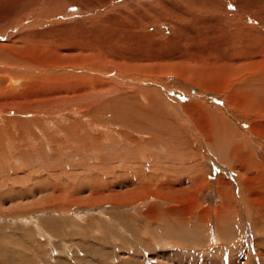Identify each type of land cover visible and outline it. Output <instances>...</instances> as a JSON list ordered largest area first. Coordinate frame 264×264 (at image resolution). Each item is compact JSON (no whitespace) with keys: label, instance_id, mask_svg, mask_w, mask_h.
Returning a JSON list of instances; mask_svg holds the SVG:
<instances>
[{"label":"rangeland","instance_id":"obj_1","mask_svg":"<svg viewBox=\"0 0 264 264\" xmlns=\"http://www.w3.org/2000/svg\"><path fill=\"white\" fill-rule=\"evenodd\" d=\"M27 1L0 0V264H264V0Z\"/></svg>","mask_w":264,"mask_h":264},{"label":"bare ground","instance_id":"obj_2","mask_svg":"<svg viewBox=\"0 0 264 264\" xmlns=\"http://www.w3.org/2000/svg\"><path fill=\"white\" fill-rule=\"evenodd\" d=\"M39 1V0H38ZM46 0H41V2H45ZM248 1V0H247ZM251 0H249V2H250ZM27 2H29V0L27 1ZM64 2V1H63ZM160 2V1H159ZM104 3H105V1H104ZM167 3H169V2H167ZM204 3V2H203ZM207 3V2H206ZM252 3V2H251ZM30 4V3H29ZM55 4V3H54ZM163 4V3H162ZM208 4V3H207ZM210 4V3H209ZM208 4V5H209ZM216 4V3H215ZM41 5V4H40ZM112 5V4H111ZM165 5H166V3H165ZM169 5V4H168ZM30 6V5H29ZM49 6H51V4H50V2H49ZM65 6V5H64ZM187 6V5H186ZM216 7V5H213V7ZM218 6V5H217ZM251 6V5H250ZM258 6V5H257ZM67 7V6H66ZM109 7V6H108ZM206 7V6H205ZM40 8V7H39ZM43 8V7H42ZM48 8V7H47ZM68 8V7H67ZM201 8V7H200ZM216 8H218V7H216ZM258 8V7H257ZM13 9V8H12ZM69 9V8H68ZM67 9V10H68ZM210 9V8H209ZM41 10V9H40ZM58 10V9H57ZM61 10V9H60ZM65 10V9H64ZM153 10V9H152ZM159 10V9H158ZM169 10H171V9H169ZM207 10H208V8H207ZM256 10V9H255ZM259 10V9H258ZM14 11V10H13ZM130 11V10H129ZM154 11V10H153ZM162 11V10H161ZM174 11V10H173ZM218 11V10H217ZM257 11V10H256ZM41 12V11H40ZM44 12V11H43ZM121 12V11H120ZM125 12V11H124ZM124 12H121V13H123L124 14ZM220 12H222L221 11V9H220ZM245 12V11H244ZM254 12V11H253ZM2 13V12H1ZM59 13V12H58ZM71 13V12H70ZM147 13V12H146ZM165 13V12H164ZM169 13V12H168ZM168 13H166V14H168ZM170 13H171V11H170ZM173 13V12H172ZM249 13V12H248ZM256 13V12H255ZM16 14V13H15ZM36 14V13H35ZM62 14L63 15H65V14H67V13H65V11H63L62 12ZM106 14V13H105ZM129 14V13H128ZM151 14V13H150ZM235 14V13H234ZM247 14V13H246ZM260 14V13H259ZM55 15H59V16H61L60 14H55ZM126 15V14H125ZM155 15V14H154ZM264 15V14H263ZM262 15V16H263ZM112 16V15H111ZM139 16V15H138ZM181 16H183V15H181ZM180 16V17H181ZM258 16H260V15H258ZM154 17V16H153ZM157 17V16H156ZM3 18H5V19H7V16L6 15H4L3 16ZM122 18V17H121ZM158 18V17H157ZM165 18V17H164ZM37 19V18H36ZM41 19V18H40ZM115 19V18H114ZM131 19V18H130ZM130 19H128V20H130ZM133 19V18H132ZM161 19H163V18H161ZM178 19H179V17H178ZM229 19H230V17H229ZM254 19V18H253ZM13 20V19H12ZM45 20V19H44ZM61 20V19H60ZM147 20H149L148 18H147ZM183 20H184V17H183ZM256 20V19H255ZM39 21V20H38ZM63 21V20H62ZM122 21V20H121ZM131 21V20H130ZM133 21V20H132ZM143 21V20H142ZM141 21V22H142ZM180 21V20H179ZM179 21L177 22L178 24H179ZM232 21V20H231ZM243 21V20H242ZM58 22V21H57ZM115 22V23H114ZM113 22V27H118V26H121V27H123L124 28V23H120V21L119 22H117V23H119V24H117L116 23V21H114ZM184 22H185V20H184ZM189 22V21H188ZM234 22V21H233ZM258 22V21H257ZM98 23H101L100 21L98 22ZM103 23V22H102ZM185 23H187V22H185ZM237 23V22H236ZM241 23H243V22H241ZM66 24V23H65ZM69 24V23H68ZM105 24V23H104ZM133 24V23H132ZM141 24V23H140ZM143 24V23H142ZM182 24V23H181ZM184 24V23H183ZM16 24H13V26H12V28L9 26V25H7V26H3V25H1L2 27L0 28V37H6V40L5 41H1L0 40V60L2 59V58H4V55L6 54V52H7V50L9 49V48H13V44H11V40H12V38H11V36H13V29H15V31H16V26H15ZM64 25V24H63ZM134 25V24H133ZM146 25H148V24H146ZM243 25V24H242ZM101 26V25H100ZM128 26V25H127ZM134 26H136V25H134ZM182 26V25H181ZM61 27V26H60ZM63 27V26H62ZM70 27V26H69ZM103 27V26H102ZM105 27V26H104ZM104 27H103V29H104ZM235 27V26H234ZM73 28V27H72ZM99 28H101V27H99ZM9 29H11L10 30V32H9ZM53 29H55V28H53ZM66 29H68V28H66ZM103 29H101V30H103ZM110 29V28H109ZM117 29V28H116ZM234 29V28H233ZM238 29V28H237ZM236 29V30H237ZM69 30H70V28H69ZM111 31V30H110ZM186 31V30H185ZM212 31V30H211ZM50 32V31H49ZM63 32V31H62ZM61 32V33H62ZM187 32V31H186ZM233 32V31H232ZM245 32V31H244ZM125 33H126V35H131V34H134L133 33V30H130V29H126L125 30ZM46 34V33H45ZM142 34V33H141ZM234 34V33H233ZM28 35V34H27ZM39 35V34H38ZM68 35V34H67ZM66 35V36H67ZM104 35H106L105 33H104ZM115 35V34H114ZM109 36H110V34H109ZM118 36V35H117ZM206 36V35H205ZM225 36V35H224ZM106 37V36H105ZM34 38V37H33ZM44 38V37H43ZM67 38V37H66ZM69 38V37H68ZM117 38V37H116ZM116 38H114V39H116ZM26 39H27V37H26ZM133 39H134V37H133ZM140 39V38H139ZM24 40V39H23ZM132 40V39H131ZM51 41V40H50ZM58 41V40H57ZM67 41V40H66ZM103 41H104V38H103ZM109 41V40H108ZM135 41V40H134ZM21 42V41H20ZM120 42V41H119ZM128 43V42H127ZM108 44H112L110 41H109V43ZM117 44V43H116ZM130 44H132V43H130ZM67 46V45H66ZM70 46V45H69ZM112 46V45H111ZM71 47V46H70ZM69 47V48H70ZM73 48V47H72ZM113 49H114V47H113ZM236 50V49H235ZM48 51H50V50H47V52ZM70 51V50H69ZM68 51V52H69ZM71 52V51H70ZM234 52V51H233ZM45 54H47L46 52H45ZM74 54V53H73ZM235 54V53H234ZM133 55V54H132ZM56 56V55H55ZM74 55H72V57H73ZM88 58V57H87ZM131 58V57H130ZM134 57L132 56V58H131V60H134L133 59ZM7 59V58H6ZM74 59V58H73ZM85 59H86V57H85ZM112 59V58H111ZM138 59H140V58H138ZM137 59V60H138ZM136 60V61H137ZM143 60H145L144 58H143ZM11 61V60H10ZM140 61H141V59H140ZM102 62H103V60H102ZM1 63V62H0ZM104 63V62H103ZM111 63V62H110ZM114 63H116V62H114ZM140 63V62H139ZM4 64V63H3ZM22 64V63H21ZM109 64V63H108ZM145 64V63H144ZM149 64V63H148ZM24 65V64H23ZM23 65L21 66L20 64H18V63H16L15 61L12 63V64H10V66L11 67H13L15 70H16V72H23V73H25L26 74V69L23 67ZM30 65V64H29ZM110 65V64H109ZM125 65V67H126V64H124ZM129 65V64H128ZM150 65H151V63H150ZM118 66V65H117ZM132 66H133V64H132ZM132 66L130 67V68H132ZM135 66V65H134ZM142 66V65H141ZM25 67H27V66H25ZM31 68H32V66H30ZM29 67V68H30ZM45 67V66H44ZM144 67V66H143ZM142 67V68H143ZM146 67V66H145ZM13 68L11 69V70H13ZM109 68V67H108ZM129 69V68H128ZM43 73V72H42ZM46 74V73H45ZM83 91V90H82ZM87 91V90H86ZM91 92V91H90ZM80 93V92H79ZM56 94V93H55ZM54 94V95H55ZM78 94V93H77ZM77 94H75V95H77ZM93 94V96H92V98L93 97H95L96 98V93H95V95H94V93H92ZM91 94V95H92ZM51 95V94H50ZM53 95V94H52ZM90 95V94H89ZM91 95L90 96H88V93H86V92H84V93H82V94H80L79 96H78V98L76 99L77 101H76V103H78V102H80V101H83V100H86L87 101V97H91ZM92 98H90V100H92ZM95 98H93V99H95ZM98 98V97H97ZM53 100H50L49 98H47V97H45L44 99H42V100H40V101H38V99H36L34 102H37L35 105H34V108L36 109V110H43V112H44V109L45 110H48V112L50 111V110H52L53 108H56L57 107V105H56V103H57V101H56V97L55 98H52ZM62 99H64L63 101H65V103H69V98L68 97H66L65 95H64V97L62 98ZM89 100V101H90ZM29 102H31V101H29ZM91 102V101H90ZM32 105H33V103H31ZM91 104H93L94 105V103H92L91 102ZM26 106L28 105V104H25ZM25 106V107H26ZM31 105H29L27 108H28V113H31V112H34L33 110H31L30 108L32 107H30ZM26 108V109H27ZM43 108V109H42ZM58 108V107H57ZM23 112H25V111H23ZM26 112V113H27ZM1 113V112H0ZM26 113H24V114H26ZM37 113V112H36ZM33 114V113H32Z\"/></svg>","mask_w":264,"mask_h":264}]
</instances>
